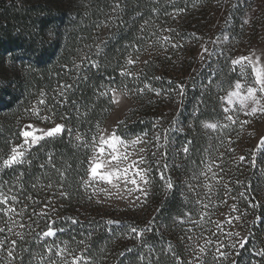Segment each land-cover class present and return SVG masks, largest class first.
<instances>
[{
	"label": "trees",
	"instance_id": "obj_1",
	"mask_svg": "<svg viewBox=\"0 0 264 264\" xmlns=\"http://www.w3.org/2000/svg\"><path fill=\"white\" fill-rule=\"evenodd\" d=\"M254 3L255 0H0V163L14 145L23 142L19 133L28 122L62 123L71 129L70 133L65 131L62 136L45 139L30 148L26 152L30 164L0 172L11 183L23 185L22 190L13 189L29 205L23 222L38 233L46 229L49 217L55 219L53 227L66 229L58 233L57 242L67 241L74 249H82L78 242L91 233V238L86 240L89 247L86 255L90 254L95 264H139L137 253L147 252V248L134 236L129 238L125 228L151 225L152 231L146 232L142 240L159 254L158 264H176L166 252L169 244L182 260H191L192 242L188 236H199L202 230L204 235H210L206 229L215 225L207 223L208 217L203 226L188 221L180 224L177 220L190 213L192 220L197 221L201 212L208 211L214 221V211L226 205L221 203L223 188H216L210 208L203 209L196 202L208 203L203 177L198 181L190 179L194 171L204 167L201 161L215 160L224 169L218 176H223V181H233L231 196L237 199L229 198L227 203H236L241 210L248 211L245 220L252 235L235 259L239 264L252 261L264 264V258L254 255L256 249L264 248V152L256 157L255 168L247 162L238 168L236 160L231 161L235 151L228 149L235 150L234 138L239 128L218 134L201 124L223 120L219 97L224 92L216 85L222 83L227 88L238 78L237 73L228 70L225 57L234 58L242 46L252 42L257 25L251 22L245 25L243 21ZM116 4L120 7L115 8ZM224 34L230 36L229 43L223 46L225 56L201 62L198 55L201 43ZM165 36L182 47L174 49L170 43L164 44ZM137 46L139 52L135 50ZM208 46L212 47L210 43ZM130 57L137 62L128 65ZM93 60L95 67L90 63ZM124 69L139 79L121 76ZM209 79L213 81L211 86ZM145 83L160 90V95L147 90L142 95L135 94ZM179 83L186 86L182 98L174 91ZM107 88L128 91L132 101V108L117 129L118 135L132 139L147 132V139H152L162 127L174 128L168 134L166 159L161 157L164 149L146 146L153 167L150 194L138 206L124 210L101 200L97 202V196L89 199L91 193H85L80 186L91 155L82 146L83 140L91 139L97 125L102 129L114 109L108 96L99 95ZM40 100L44 103H39ZM33 108H38L41 116L49 115L50 120L41 121L30 115ZM77 133L82 141H76ZM218 136L225 137L223 143ZM228 139L232 140L231 144L227 143ZM187 140L193 143L185 156L180 149ZM221 155L222 159L217 160ZM164 164L168 165L166 169L162 167ZM58 169L66 175L65 190L70 193L67 199L59 196ZM19 172L24 175L17 182ZM168 178L174 185L171 190L166 188ZM236 179L251 183L249 198L258 201L259 207L248 208L247 200L239 196L242 189L235 185ZM49 183L52 189L47 187ZM188 183L198 186L189 191ZM28 196L37 203L28 201ZM33 209L36 213H46L43 217L33 215L34 224L28 221ZM67 217H74L79 223L71 225ZM257 217L261 220L257 221ZM109 219L120 224L109 226L106 224ZM42 243L29 236L24 247L39 253ZM129 248L133 251L128 252ZM122 252L124 256L120 255ZM24 257L28 264V253ZM206 261L214 264L211 251Z\"/></svg>",
	"mask_w": 264,
	"mask_h": 264
},
{
	"label": "snow or ice",
	"instance_id": "obj_2",
	"mask_svg": "<svg viewBox=\"0 0 264 264\" xmlns=\"http://www.w3.org/2000/svg\"><path fill=\"white\" fill-rule=\"evenodd\" d=\"M114 7L119 8L120 5L116 4ZM153 11L155 12L156 10L153 9ZM177 11L183 12L184 9H178ZM249 23L250 19L243 21L245 25ZM168 31L173 30L168 29ZM171 39L169 36L163 37L164 44L170 43V46L174 49L182 47L178 43H171ZM196 39L199 40L201 38L196 37ZM229 40L230 36L224 34L208 42L212 45L211 48H209L208 43H201V50L198 53L201 62H204L206 59L225 56L223 46L227 45ZM135 50L139 52L138 46ZM225 60L228 70L237 73L238 78L229 83L227 88H223L222 83L216 85L217 88H220L224 92V95L219 97L223 120L201 122L204 129L218 134L227 133L229 130H235L237 127L240 132H243L246 126L251 124L252 119L257 117L264 119V49H261L259 53L256 50H252L246 55H240L234 58L225 57ZM136 62V59L130 57L127 64L133 65ZM90 63L94 67L97 66L94 60L90 61ZM120 75L139 79L138 76H135L126 69L121 70ZM210 75L214 76L215 73H211ZM156 79H159V77H156ZM212 83V79H209L208 85L211 86ZM66 87L70 88L71 85H67ZM185 87L183 83H179L175 86L174 91L182 98ZM146 90L154 92L157 96L160 95V90L152 88L150 83H145L143 87H138L135 94L142 95ZM117 93H119V98L117 97ZM60 95H64L63 91H61ZM99 95L102 97L108 96L110 103L119 104L120 98L127 97L130 93L123 89L107 88L100 91ZM39 103L43 104L44 101L40 100ZM30 115L37 116L41 121L50 120V116L47 114L41 116L38 108H33ZM122 123L123 121L117 118L115 127L109 126L110 130L101 129L97 125L96 131L91 136V139L83 140L82 146L88 149L91 155L88 157L84 176L80 178V186L85 193H91L89 199H92L93 196L98 197L99 194H103L106 199H110L113 193H115L120 199H128L129 203L134 205L140 202L142 198L144 201L147 200L151 184L150 172L152 170V164L145 155L147 147L138 148V145L152 146L156 150L164 149L161 152V157L166 159L168 155L167 147L170 143L168 134L174 128L171 126L168 128L162 127L161 132L155 133L152 139H147V132L132 139H125L117 134V129ZM65 131L70 133L71 129H66L62 123L54 124L49 129H35L34 124L25 125L19 133L23 142L11 148L10 154L0 163V172L6 168L21 166L26 163L30 164L31 161L26 158V152L30 151L31 146L39 144L41 140L46 138L62 136ZM218 138L221 140V143L224 142V136H218ZM75 139L78 142L82 141L79 133L75 135ZM192 143L191 140H187L181 147L180 151L185 156L189 154ZM227 143L231 144L232 140L228 139ZM228 151L234 152L235 150L230 148ZM256 152H264V134H261L259 137L257 147L250 156L239 155L235 158L237 167L239 168L240 165L247 162L255 168ZM155 155L156 151H153L152 156L155 157ZM220 159H222V155L217 157V160ZM48 162L50 164L52 162L51 155L48 157ZM201 163L204 164V167L194 171L190 179L192 181H198L203 177V187L207 189L205 198L208 200V203L202 200H197L196 202L203 209H209L212 194L216 188H223L224 190V199L221 203L226 204L229 198L235 201L237 198L231 196L233 189L230 185L233 184V181H223V176H218V173H223L224 171L221 165L215 160L208 162L201 161ZM156 164L160 166L159 161H156ZM52 166L55 168L54 164ZM41 167L43 168L44 165H41ZM162 167L166 169L168 165L164 164ZM57 172L59 176V183L57 185L59 188V196L67 199L70 193L65 190V172L59 169ZM23 175V172H19L15 178L16 181L18 182ZM160 177L162 180L165 179L163 172L160 173ZM234 183L242 189L239 192V196L247 200L248 208L254 209L260 206L258 201L249 198V190L251 189L250 182L244 183L236 179ZM197 186L194 183L187 184L189 191H194ZM47 187L52 189L53 185L49 183ZM173 187L174 185L171 179L168 178L166 188L171 190ZM14 188L22 190L23 185L11 183L9 180L0 176V221H2L0 223V264H25L24 253H28L30 257L28 264H33V261L35 264H95L92 256L90 254L86 255L89 252L86 240L91 238V233H88V236L84 240L78 242L79 245L83 246L82 249H74L68 245L67 241L57 242L58 233H62L66 229L53 227L56 225L55 219L49 217L47 219L46 229L38 233L33 232L29 224L23 222L28 213L29 205L21 201L18 193L13 191ZM27 200L33 204L37 203L31 196H28ZM97 202H100V200L97 199ZM51 203L49 201V205ZM49 205H45V207L47 208ZM52 211H55V209L53 208ZM33 215L43 217L46 213L44 211L36 213L33 209L32 214L28 215V221L34 224L35 221L32 220ZM247 215L248 211L246 209L241 210L236 203H232L229 206V214L226 215L224 220L220 221L211 220L208 211L201 212L200 219L197 221L192 220L190 213H185L184 216L178 218V223L184 224L188 221L194 223L196 226H203L206 222L205 217H208L207 223L214 224L215 227L206 229L210 235H204V230H202L199 236H188V240L192 242L189 245L191 249V260H182L170 244L167 245L166 252L174 258L176 264H207L206 258L209 251L212 252V261L214 264H228V262H231V264H239L235 257L240 256L239 250L245 248L249 243V236L252 235L250 231H246L242 235L244 224L247 223L245 220ZM66 220L71 225L79 223L74 217H67ZM256 220L260 221L261 218L257 217ZM106 224L109 226L119 225L120 221L109 219L106 221ZM225 225L228 227H225ZM109 231H112V229L109 228ZM150 231H152L151 225L145 228L128 225L125 228V234L129 238L134 236L137 240L141 241L142 247L147 248V252L137 253L136 259L139 264H158L159 262V254L156 253L151 245H147L142 240L144 234ZM191 231L192 229L189 228L188 232ZM29 236H34L36 240L43 242L41 252L32 253L29 248L24 247ZM127 251L132 252L133 249L129 248ZM163 251L165 250L162 249ZM120 255L124 256L125 254L122 252ZM254 255L264 258V248L256 249ZM251 264H258V262L252 261Z\"/></svg>",
	"mask_w": 264,
	"mask_h": 264
},
{
	"label": "rangeland",
	"instance_id": "obj_3",
	"mask_svg": "<svg viewBox=\"0 0 264 264\" xmlns=\"http://www.w3.org/2000/svg\"><path fill=\"white\" fill-rule=\"evenodd\" d=\"M247 19H250L251 24L255 23V26L257 25L258 30L257 32H255V35L252 37V42L250 44H246L242 46L234 57L240 55H246L252 50H256L257 53H259L261 49H264V0H255L254 6L250 10ZM117 97L119 98V93H117ZM131 108H132V101L129 96L120 98V103L114 104L113 112L110 115L109 119L106 121L102 129L110 130L109 126L115 127L117 118L122 121L126 113ZM28 124H34L35 129H49L54 125V124H46L44 122H28L24 124V126ZM238 133H237V137L234 138L236 142V146H235V155L231 157L232 162L233 160H236L235 158L238 157L239 155H245V156L247 154L251 155V153L256 149L259 137L261 136V134H264V119H260L259 117L252 119L251 124L246 126L243 132H240L239 130ZM42 141L43 140H41L40 142ZM34 146H31V148ZM140 147H146V146L143 144L138 145V148ZM260 153L261 152H256V157H258ZM145 155L147 156L146 152ZM149 162L151 163V160H149ZM151 172H150V177H151ZM150 189H151V184H150ZM149 194H150V190H149ZM98 198L99 200L102 201V203H106V205L115 207L119 210H124L128 207H135L141 204L142 202H144L142 198L140 202H137L133 205L129 203L128 199L122 200L115 193H113L110 199H106L103 194H99ZM231 204L232 202H228L226 203V205L219 206L220 208L214 211V217H215L214 221L224 220L226 215L229 214V206ZM225 227L228 226L225 225ZM237 230H239V228H237ZM246 231H248V229L246 224H244V231H242V235Z\"/></svg>",
	"mask_w": 264,
	"mask_h": 264
}]
</instances>
